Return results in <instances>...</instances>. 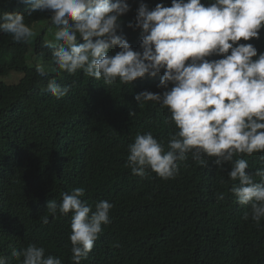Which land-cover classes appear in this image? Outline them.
<instances>
[{"label":"trees","instance_id":"trees-1","mask_svg":"<svg viewBox=\"0 0 264 264\" xmlns=\"http://www.w3.org/2000/svg\"><path fill=\"white\" fill-rule=\"evenodd\" d=\"M127 2L130 11L121 17V30L133 50L142 51V30L128 27L139 4L151 10L157 4L170 7L172 0ZM30 7L19 0H0V13L23 14L35 33L28 43H16L0 33V54L16 52L12 62L0 64V255L18 264L11 256L13 249L35 243L46 249V255L72 264L71 213L52 216L46 209L50 200L61 202V193L82 187V200L93 210L101 200L114 207L111 223L102 225L81 264H264V220L257 226L251 219H241L246 209L230 192L238 183L228 177L230 164L220 169L205 157L207 166H202L189 155L170 180L151 170L143 177L134 175L125 166L128 145L137 133L152 132L166 145L175 130L164 122L167 109L135 100L145 90L163 94L165 89L159 87L163 70L156 77L111 86L82 71L74 75L57 71L51 49L44 47L53 39L47 22L51 12L29 15ZM239 43H251L258 55L264 53V28L259 39ZM31 45L34 65L28 59ZM118 51L117 46L110 54ZM38 64L46 68V77L37 74ZM12 73L23 77L17 83L5 82L3 78ZM53 78L70 87L65 97L57 99L46 91ZM262 156L242 157L248 160L249 173L264 167ZM219 194L223 200L217 199Z\"/></svg>","mask_w":264,"mask_h":264},{"label":"clouds","instance_id":"clouds-1","mask_svg":"<svg viewBox=\"0 0 264 264\" xmlns=\"http://www.w3.org/2000/svg\"><path fill=\"white\" fill-rule=\"evenodd\" d=\"M19 3L31 6L29 15L51 12L47 22L53 39L44 47L51 49L57 71L69 75L82 71L111 86L117 81L131 84L145 76L156 77L163 70L159 83L165 89L163 94L145 90L135 100L167 109L164 122L175 130L166 145L152 132L137 133L127 148L125 166L132 174L143 177L151 170L164 180L175 179L189 155L202 166H207L205 157L220 169L230 164L228 177L238 181L230 192L246 209L241 219L260 226L264 220V167L249 173L248 160L242 157L264 153V53L258 55L253 44L239 41L260 38L264 0H210L207 5L202 0H172L170 7L157 4L151 10L141 2L128 27L142 30V51H134L121 30V17L130 11L127 0ZM0 33L10 35L16 43H28L35 35L18 12L0 13ZM117 46L120 51L110 54ZM211 56L223 58L207 59ZM36 72L40 77L48 75L39 64ZM46 91L60 99L70 87L53 78ZM84 195V188H74L61 193L59 204L50 200L46 209L52 216L71 213L72 264L88 258L102 225L111 223L114 207L101 200L93 210L82 200ZM217 199L223 200L224 195ZM11 256L18 264H63L61 258L46 255V249L35 243L13 249ZM0 264H10V260L0 255Z\"/></svg>","mask_w":264,"mask_h":264},{"label":"rangeland","instance_id":"rangeland-1","mask_svg":"<svg viewBox=\"0 0 264 264\" xmlns=\"http://www.w3.org/2000/svg\"><path fill=\"white\" fill-rule=\"evenodd\" d=\"M42 27V25L38 26ZM38 31H40L38 29ZM51 36V33L49 32V37ZM32 44V43H31ZM32 45H31V52L28 55L29 63L31 65H34L37 62V59L33 56V51H32ZM16 57V52L15 50H8L4 54H0V64H7L12 62ZM23 77L22 74L19 73H12L9 77L3 78V80L7 83H17L19 79L21 80Z\"/></svg>","mask_w":264,"mask_h":264}]
</instances>
